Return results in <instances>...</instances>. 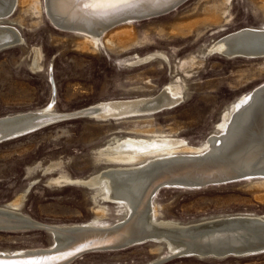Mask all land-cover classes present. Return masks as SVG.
<instances>
[{"label":"rangeland","instance_id":"1","mask_svg":"<svg viewBox=\"0 0 264 264\" xmlns=\"http://www.w3.org/2000/svg\"><path fill=\"white\" fill-rule=\"evenodd\" d=\"M41 1V13L17 4L6 18L5 23L22 35L24 44L0 50V117L48 105L57 114L70 113L105 100L154 95L169 83L184 85L188 96L179 105L157 113L106 121L95 117L63 120L0 143V205L25 194L21 213L36 223L69 227L94 221L103 224L97 226L101 228L117 224L124 216L116 203H107L101 196L95 201L88 186L52 179L62 175L86 178L108 166L96 158L107 143L115 145V138L162 133L200 145L216 130L221 112L233 100L264 85V57L228 59L206 52L215 40L235 30L264 27L261 0H230L225 6L226 21L220 24L205 21L206 8L218 0H185L172 13L136 20L137 45L119 52L79 48L78 35L56 28ZM32 48L42 53L41 68L31 67ZM155 52L166 55L165 61L155 59L134 66L122 61ZM257 180L202 189L163 188L152 203L157 204L160 219L180 223L241 213L264 215V186ZM98 205L108 209L101 219H95ZM53 241L44 228L0 230V253L47 251ZM157 249L156 242H147L83 253L63 264H150L159 258H165L159 264H264V252L204 259L166 257L165 247Z\"/></svg>","mask_w":264,"mask_h":264},{"label":"bare ground","instance_id":"2","mask_svg":"<svg viewBox=\"0 0 264 264\" xmlns=\"http://www.w3.org/2000/svg\"><path fill=\"white\" fill-rule=\"evenodd\" d=\"M184 1L185 0H133V2L130 3L92 4L91 0H82L81 2L79 0H44L43 4L46 10L45 13L56 28L64 31H71L78 35L79 40L77 46L79 48L100 51L101 47H103L109 51L114 50L119 52L129 50L132 45L138 42L135 21L152 18L148 16L138 19L140 16L144 17V14L142 13L153 10L157 11L167 5L171 6V9L168 12L154 16L157 17L174 11ZM229 2L230 0H218L214 2L211 7H207L206 10L208 13L205 21L208 20L217 24L222 23L224 20L226 21L225 14L227 8L225 6L229 4ZM261 2L262 7L264 8V0H261ZM17 4L28 10H36V13H41L43 10L41 0H0V44L4 43L6 47L24 44L22 35H20L12 25L6 24L8 22V19L6 18H9L13 14ZM116 9L120 12L115 14L109 12L112 10L116 11ZM107 12L109 15L100 16L101 14H99ZM177 30L183 31V28L177 27ZM235 35L239 37L234 39ZM32 49L34 52V60L31 67L33 69L41 68L42 66L40 63L42 60V53L39 49ZM206 52L208 55L220 54L228 59H256L264 57V27H243L235 30L226 37L215 40L206 48ZM121 54L123 55L124 53ZM165 56L166 55L163 53L155 52L144 57L136 55L130 59L123 58L122 61L134 66L155 59L165 61ZM183 64L184 63H182V65ZM262 86L264 85L258 86L249 92H245L233 100L226 109L222 111L223 113L221 112V120L217 125V128L215 127L216 130L201 142L200 145H190L186 140L174 138V135H166L162 133L154 134L152 137L148 138H142V136L135 135L115 138V145L112 146V143H107L109 146L106 148H98L99 150L96 160L99 162L104 161L109 164L108 166H105L86 178L71 179L64 175L57 179L53 178L52 181L55 183H72L92 188L95 201L97 196H101V199L107 203H116L120 207L118 212H122L124 217L110 228L97 227L104 225L101 223L95 224L94 221L90 224H77V226L83 227L81 229L83 231H80L83 232L81 234L79 231L74 233L69 231L64 232L66 228L73 226L61 227L48 225L57 229V231H49L53 235L54 240L53 247L49 249H63L76 245L85 238L87 239L89 237L91 239L92 237H98L96 234L94 235L90 233L95 232L96 230H115L114 227L129 218L132 212L136 210L141 203L142 195L151 178V170L154 169L151 167H153L154 164L160 165L162 164L161 162L167 163L169 161L177 162L184 157L201 154V156L204 157L202 163H195V160L193 159L182 162H189L190 168L196 167L198 170L201 168V171H205L208 166L205 167L204 163L209 165V162H207L206 159L217 158L220 154L224 155V153L228 151L232 152L242 146L243 148L241 151L233 153L230 163L244 169H247L248 167H257L261 170L264 169V93H257ZM186 96L188 95L185 93L184 85H174L173 83H169L154 95L105 100L91 106L99 107L98 112H96V115L94 116L95 118L102 121L109 119L119 120L128 117L130 118L132 116L138 117L139 115H145L144 113L148 110L145 108H139V104L147 102L148 100H160L165 105L174 104L177 106L185 100ZM170 108L173 107H168L167 109ZM54 110L53 105H48L35 111L57 114ZM21 114L7 115L0 117V119ZM9 126L8 123L1 124L0 131ZM214 136L219 137L215 138ZM256 178H258L256 181L257 184L264 186V172ZM24 201L25 194H20L15 200H9L2 205L6 206L9 210L12 209L13 211L18 212L24 217L21 213V206ZM2 205H0V207H2ZM149 205L150 207L146 214L147 217H144L142 222L136 223L135 228H140L142 223H146L149 227H154L152 223H165L167 226H171L177 230L176 232H172V235L176 234L177 236H180L177 232H181V228H184V231L189 234L190 232L193 233V229L189 230L188 227L193 225L199 226L203 223L208 224L221 218L233 221V219L242 216L246 217V220L264 222V215L241 213L237 215L220 216L212 219H203L191 223H180L174 220L160 219L158 217L159 210L157 204L150 202ZM141 206L147 209L145 203H143V205L141 204ZM107 212L108 209L105 205H98L96 210L97 217L95 219H101V216H106ZM107 226L109 227V225ZM58 229L62 230V232L58 231ZM119 230L120 229L117 231ZM133 232L134 230H129L127 235ZM156 243L158 244L157 250H162V247H165L166 253L168 254L166 257L173 255H177L176 257L183 256V252L205 253L208 248L205 246L201 247L202 244H208L210 250L214 251H217L218 248L225 247L223 246L225 245L223 240L211 237H202L201 240H197L195 237L193 243H191L186 241L183 242L174 237L169 239L161 236L158 237ZM11 253L21 254L22 252L4 251L0 254L7 255ZM186 256L191 257L193 255L188 254ZM159 259L161 260L165 258ZM150 264H155V262Z\"/></svg>","mask_w":264,"mask_h":264},{"label":"water","instance_id":"3","mask_svg":"<svg viewBox=\"0 0 264 264\" xmlns=\"http://www.w3.org/2000/svg\"><path fill=\"white\" fill-rule=\"evenodd\" d=\"M79 1L81 2L82 0ZM167 6L157 11H146L142 13L144 14V17L140 16L138 19L148 16L154 17L156 15L168 12L171 9V6ZM114 10L109 12H112L113 14L120 12L117 9L116 11ZM99 14H101L100 16L109 15L108 12ZM238 37L239 36L235 35L234 39ZM1 44L0 50L6 48L4 43ZM53 82L54 80L51 78V84ZM257 93H264V86H262L257 91ZM168 107H175V105H165L160 100H148L147 102L139 104V108H145L148 110L144 114L157 113L167 109ZM98 110L99 107L97 106H89L70 113L48 114L44 111H32L21 115L1 118L0 125L8 123L10 126L3 128L0 131V143L18 139L24 135L58 121L71 120L81 117H94ZM214 137L218 138L219 136ZM242 148L243 147L241 146L232 152L228 151L224 153V155L220 154L217 156V158H205L206 161L209 162V165L204 163L205 167L208 166L205 171H201V168H199V170L196 167L190 168L189 162H182L193 159L195 160V163H202V159L204 157L201 156V154H196L191 157H184L177 162L169 161L167 163L161 162L162 164L160 165L154 164V166L151 167L154 169L151 170V178L148 186L145 189V192L142 195L141 203L139 204L138 208L132 212L129 218L115 226L116 228L114 227L115 230L112 231L109 229H103L90 232L94 235L96 234L98 237H92L91 239L89 237L87 239L85 238L76 245L63 249H49L47 251L41 252H22L21 254H0V264H63L75 256L81 255L83 253L91 251L123 249L147 242H157L158 237L161 236L169 239L174 237L183 242L186 241L191 243H193V239H195V237L197 240H201L202 237H211L219 238L225 243V245H223L225 247H217V251L210 250V246L208 244H202L201 247L205 246L208 248L206 249L207 251H205V253L183 252V256L189 254L204 259H225L229 257H246L250 255H257L255 253L261 254V252H264V222L246 220V217L242 216L233 219V221L221 218L208 224L203 223L199 226H190L188 228L189 230L193 229V233L190 232L189 234L184 231V228H181V232H177V234L180 236H177L176 234L172 235L171 233L176 232L177 230L171 226H167L165 223H152L154 227H149L146 223H142L140 228H135L136 223L142 222L143 218L147 217L146 214L150 207V202L152 203V201H154L156 194L163 188L174 187L183 189H202L209 186L223 185L245 179L256 178L258 175L264 172L262 171L264 169L261 170L257 167H248L247 169H244L230 163L233 153L241 151ZM143 203H145L147 209L141 206ZM22 228H44L49 231H57L56 228L39 224L30 220L29 218L23 217L18 212L13 211L12 209L9 210L6 206L0 207V230H17ZM82 228L83 227L80 226H73L66 228L64 232L69 231L74 233L79 231L81 234L83 233L80 232L83 231L81 230ZM118 229L120 230L117 231ZM129 230H134V232L127 235ZM58 231L62 232V230L59 229ZM176 256L173 255L170 257ZM162 260L163 259L158 260V262H155V264H159Z\"/></svg>","mask_w":264,"mask_h":264},{"label":"snow or ice","instance_id":"4","mask_svg":"<svg viewBox=\"0 0 264 264\" xmlns=\"http://www.w3.org/2000/svg\"><path fill=\"white\" fill-rule=\"evenodd\" d=\"M133 0H91L92 4L130 3Z\"/></svg>","mask_w":264,"mask_h":264}]
</instances>
